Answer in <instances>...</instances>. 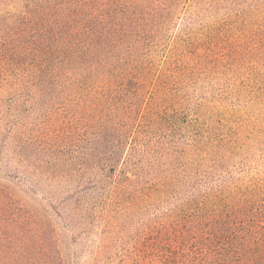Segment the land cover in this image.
Returning <instances> with one entry per match:
<instances>
[{
    "label": "trees",
    "instance_id": "16d2710c",
    "mask_svg": "<svg viewBox=\"0 0 264 264\" xmlns=\"http://www.w3.org/2000/svg\"><path fill=\"white\" fill-rule=\"evenodd\" d=\"M202 1L0 0V76L32 86V99L45 101L54 128L77 118L63 137L53 131L35 138L30 151L19 134L11 142L9 135L0 138V152L9 147L4 168L23 187L33 182L47 189L50 211L68 218L98 208L105 213L122 193L136 202L140 191L173 189L169 156L145 186L130 166L140 156L142 131L175 127L180 115L176 94L155 87L159 75L143 57L144 43L151 36L159 41L190 2ZM160 78L171 84L174 77ZM120 163L119 187L113 174ZM183 200L150 228L158 264H264V199L219 188ZM40 211L47 210L26 208L0 184V214Z\"/></svg>",
    "mask_w": 264,
    "mask_h": 264
},
{
    "label": "rangeland",
    "instance_id": "374dc122",
    "mask_svg": "<svg viewBox=\"0 0 264 264\" xmlns=\"http://www.w3.org/2000/svg\"><path fill=\"white\" fill-rule=\"evenodd\" d=\"M144 44L143 57L159 75L155 87L176 94L180 115L175 127L142 131L140 156L130 166H137L145 186L169 156L173 189L167 195L140 191L136 202L122 193L108 212L98 208L68 218L48 209L47 189L33 182L23 187L4 168L6 146L0 152V184L26 208L47 211L23 218L0 214V264H158L150 228L186 197L223 188L264 199V0L190 2L159 41L151 36ZM164 74L173 76V83L160 78ZM34 92L12 74L0 76V138L9 135L11 142L12 134H19L29 151L41 134L63 137L77 120L54 128L45 101L32 99ZM121 165L113 174L119 187Z\"/></svg>",
    "mask_w": 264,
    "mask_h": 264
}]
</instances>
